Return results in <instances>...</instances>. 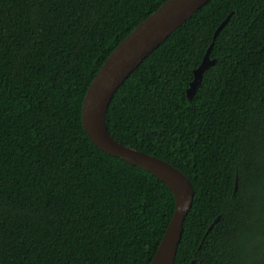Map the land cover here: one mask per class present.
<instances>
[{"label": "trees", "instance_id": "trees-1", "mask_svg": "<svg viewBox=\"0 0 264 264\" xmlns=\"http://www.w3.org/2000/svg\"><path fill=\"white\" fill-rule=\"evenodd\" d=\"M164 1L0 0V264H149L171 190L101 151L81 106L110 52ZM106 123L191 183L174 264H264V0H208L119 86Z\"/></svg>", "mask_w": 264, "mask_h": 264}, {"label": "water", "instance_id": "water-1", "mask_svg": "<svg viewBox=\"0 0 264 264\" xmlns=\"http://www.w3.org/2000/svg\"><path fill=\"white\" fill-rule=\"evenodd\" d=\"M207 1L165 0L110 52L94 74L82 101L81 122L92 142L101 151L151 173L171 190L174 199L173 213L149 264H174L183 221L191 208L194 191L188 178L173 165L154 155L123 145L111 137L106 123L107 109L119 86L143 59ZM228 19L229 16L215 29L201 63L193 70V79L186 89L187 99L193 98L201 85L203 72L214 64L215 59H211L209 54L217 35ZM237 187L236 178L234 192ZM219 219L218 215L207 231ZM193 263L192 260L191 264Z\"/></svg>", "mask_w": 264, "mask_h": 264}]
</instances>
